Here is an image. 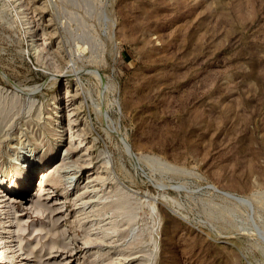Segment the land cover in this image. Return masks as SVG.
Wrapping results in <instances>:
<instances>
[{
	"label": "rangeland",
	"instance_id": "374dc122",
	"mask_svg": "<svg viewBox=\"0 0 264 264\" xmlns=\"http://www.w3.org/2000/svg\"><path fill=\"white\" fill-rule=\"evenodd\" d=\"M32 147L9 264H264V0H0V169Z\"/></svg>",
	"mask_w": 264,
	"mask_h": 264
},
{
	"label": "bare ground",
	"instance_id": "6f19581e",
	"mask_svg": "<svg viewBox=\"0 0 264 264\" xmlns=\"http://www.w3.org/2000/svg\"><path fill=\"white\" fill-rule=\"evenodd\" d=\"M32 26H35V24L33 23ZM46 42H48V41L43 37L41 43L35 44L33 46V49L37 50L39 45L45 44ZM52 104H53L52 108L54 109L53 112H55V122H56L55 124L52 125L53 126L52 128L55 129L56 125L58 126V128L56 127V130H57V136H58V139H59L58 142H60L61 141V137H62V132H63V124H62V121H61V115L62 114L60 113L61 107L58 104H56L55 102H53ZM70 148H71V146H66L64 148L63 152L66 151V153H64V155H63V161L65 160V154H67V152L69 151ZM48 159H49V155L43 157L42 163H46L48 161ZM33 160L35 161V151H34V148L32 147V148H30L28 150V153L26 154L25 160H23L22 163H20V164H18L17 166L14 167L13 173H9V170H5L4 168L0 169V193H2L0 195V203L5 201L6 199H8V197L3 198L2 196H3V194H4V196H6L9 193L13 192L12 191V187H13V185H15L14 182L17 181V180H18V183H19L18 193L26 192L28 190V188L31 186L32 176L34 174H37L36 170H33V168H36L37 165H40L38 167H41V164H39V163L37 164V161L34 162ZM63 167H65V165L62 162V164H60V166L58 168L62 169ZM57 169H55V168L51 169V166H48L47 168L43 169L40 172V174H41L40 177H37L36 180L34 181V184H35L36 181L38 180L37 190L33 194L34 197L42 195L44 193L45 186L47 185V180L53 181V179H54L53 178V173H54L53 171H57ZM61 176H64V177L66 176V178L68 179L66 182L70 184L72 182V178L75 176V172L71 173V175L68 174V176H67V174H62ZM9 195H11V194H9ZM43 199H45V198H43ZM13 200L14 199H11V202H13ZM123 203H124V198L122 197L119 200V204L117 205V208L121 207V205ZM0 206H4V205H0ZM111 206H113V205H111ZM3 214L4 215L1 217L2 219L5 218V213L3 212ZM108 230H110V232H112V231L114 232L117 229H116V227L114 225L109 226L107 228L104 227V234L105 235H108L110 233ZM6 233H8V232H7V230L4 231V225H1L0 226V264H9L8 260L6 259L8 257L6 255L7 254L6 251H8L7 250V249H9L8 247H10V249H12V247H13V246L11 247V245L10 246L8 245L9 243L13 244V239H11V240H7V238L5 239V234ZM86 239L87 240H85V243H87L89 245L91 243H93V241L96 240V239L95 240H93V239L90 240L88 238V236H87ZM99 243L98 242L94 243V245H98ZM12 251H14V250L12 249L11 252ZM13 254L9 255V256L13 257ZM24 258H26V257H24Z\"/></svg>",
	"mask_w": 264,
	"mask_h": 264
}]
</instances>
